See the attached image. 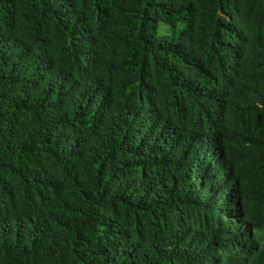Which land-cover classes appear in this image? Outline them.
<instances>
[{
  "label": "trees",
  "instance_id": "16d2710c",
  "mask_svg": "<svg viewBox=\"0 0 264 264\" xmlns=\"http://www.w3.org/2000/svg\"><path fill=\"white\" fill-rule=\"evenodd\" d=\"M0 264H264V0H0Z\"/></svg>",
  "mask_w": 264,
  "mask_h": 264
},
{
  "label": "rangeland",
  "instance_id": "374dc122",
  "mask_svg": "<svg viewBox=\"0 0 264 264\" xmlns=\"http://www.w3.org/2000/svg\"><path fill=\"white\" fill-rule=\"evenodd\" d=\"M167 34H169L168 26L164 24L163 22H159L158 23V35L165 36Z\"/></svg>",
  "mask_w": 264,
  "mask_h": 264
}]
</instances>
